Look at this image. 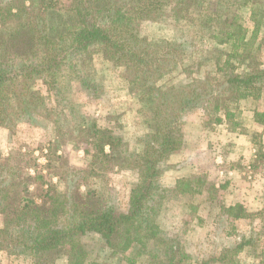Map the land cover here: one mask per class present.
<instances>
[{"label":"trees","instance_id":"obj_1","mask_svg":"<svg viewBox=\"0 0 264 264\" xmlns=\"http://www.w3.org/2000/svg\"><path fill=\"white\" fill-rule=\"evenodd\" d=\"M188 2L201 0H105L97 5L91 0H76V22L59 27L51 23L52 0H0V125L31 122L37 117L53 121L58 107L71 106L67 90L74 80L91 97L99 96L104 87L87 71L94 47L126 67L130 84L142 91H157L154 82L173 72L187 57V42L151 40L140 35L139 27L145 20L181 17ZM250 9L254 23L250 36L238 15L218 18V37L230 49L214 74L160 90L155 99L159 103L158 125L144 139L142 150H130L121 135L99 126L94 119L81 125L83 138L91 139L94 148L86 149L90 162L83 173L88 176H80L67 163L56 165L63 156L50 148L44 164L37 161L33 151L3 154L0 149V250L41 258L65 248L68 264H114L110 259L116 256L136 264L148 243L153 242L170 256L177 249L178 257H171L172 264H193L184 263L190 256L174 248L173 238L164 229H157L155 219L172 193H201L205 180L199 176L182 178L175 187H164L159 182L161 164L181 149L183 117L192 109L202 108L212 114L215 124L227 122L232 130L245 132L239 129L237 119L240 102L258 96L264 87V67L258 62L239 70L254 56L261 25L260 19H254V7ZM37 79H44L53 90L56 106L48 107L46 98L34 89ZM59 115L63 118L64 114ZM258 116L264 123V111ZM60 121L61 117L54 120ZM122 169L138 172L127 210L118 211L105 202L87 181L85 200H80V179ZM214 188L211 183L209 189L213 192ZM191 209L197 208L191 205ZM222 209L233 217L254 216L239 204L222 205ZM257 214L264 232V207ZM89 233L104 238L109 247L107 258H92L83 248L80 237ZM253 244L252 237L243 236L234 246L225 247L217 260L233 264L234 257V264H240L237 256ZM253 264H264V260Z\"/></svg>","mask_w":264,"mask_h":264},{"label":"rangeland","instance_id":"obj_2","mask_svg":"<svg viewBox=\"0 0 264 264\" xmlns=\"http://www.w3.org/2000/svg\"><path fill=\"white\" fill-rule=\"evenodd\" d=\"M52 1L54 13L51 15V23L65 27L76 22L74 10L76 0ZM104 1L91 0L95 5L103 4ZM250 7H254V19H260L261 25L254 43V56L248 58L239 70L247 69L253 61L264 67V0L188 2L181 17H166L158 21L145 20L139 27L140 35L151 40L167 38L187 42V57L173 72L154 82L153 85L159 87L157 91H142L140 87L130 84L126 67L114 61L104 50L94 47L90 51L92 57L87 63V71L103 85L101 94L91 97L79 81H72L67 90V96L72 101L71 106L57 108L60 114H64L63 118L59 113L55 114L54 120L61 117L60 123L45 117H37L31 122L17 121L8 126L0 125L2 153L28 154L33 151L37 161L44 164L47 162L46 155L50 148L51 151L63 156L62 160L55 162L56 165L62 167L67 163V167L78 171L80 176H88L83 173L90 162L86 149L94 151V148L91 139L83 138L84 131L81 125L84 123L86 125L92 119L99 126L110 128L115 134L121 135L129 143L130 150H142L144 139L158 125L156 110L159 103L155 99L160 90L170 85L191 81L193 78H204L208 73L214 74L219 63L225 59V51L230 49L229 44L218 37V18L238 15L240 22L249 29L250 36L254 29ZM34 89L46 98L48 107L56 106L55 94L44 79H37ZM237 111H239L237 119L241 123L239 129L245 132L235 131L242 142L233 149L235 158L230 160L231 163L237 164L239 172L232 192H219L216 186L218 165L210 156L213 157L217 151H224L230 147V142L224 145L217 142V148L202 155L199 161L195 160V165L192 158L188 160L192 161L191 165L190 162L184 165L180 163L184 168L186 164L189 165L187 168L190 174L184 178L194 179L199 176L205 180V185L201 187L202 192L172 193L155 219L157 229H164L173 238L174 248H181L190 256L184 263L198 264L207 261L208 264H220L217 258L223 249L234 246L243 236L252 237L254 244L239 253L237 256L239 263L253 264L264 260V232L260 216L257 214L264 207V123L260 122L258 116L259 112L264 111V87L258 96L242 100ZM212 117V114H208L202 108L186 112L181 125L183 145L185 135L192 137L198 134L196 129L199 125L204 131L202 137L206 135L204 141L213 142L212 134H217L219 129L222 131L215 139L222 141L226 130L220 127V124H215ZM187 119L190 120V125H187ZM227 125L231 129V124ZM247 154L250 155L246 156ZM167 160L161 164L162 173L159 177V182L164 187L167 186L163 184L162 176L169 167ZM254 163L258 165L257 168L253 167ZM137 179L138 172L134 169L112 170L99 177L91 175L88 179L79 180L81 184L79 198L81 201L85 200L87 181L90 187L99 190L105 202L114 205L118 211H125L131 188ZM211 183L215 185L213 192L209 189ZM236 193L242 194L238 196L242 203L237 204L243 205L246 211L254 213V216L233 217L226 209H222V205L231 206L229 204L238 199ZM191 205H195L197 209L193 211ZM237 210L240 212L241 209L237 208L236 212ZM2 224L3 216L0 214V226ZM80 242L83 248L89 251L90 257L100 260L107 258L109 247L101 235L89 233L80 237ZM161 251L153 242H149L146 253L138 257L136 264H172L171 257L174 255L178 257L177 249L171 256ZM67 253L65 248H61L51 255L37 258L2 249L0 264H68ZM126 255H129V251ZM110 260L114 264H128L125 257L116 256ZM233 261L234 264V257Z\"/></svg>","mask_w":264,"mask_h":264},{"label":"crops","instance_id":"obj_3","mask_svg":"<svg viewBox=\"0 0 264 264\" xmlns=\"http://www.w3.org/2000/svg\"><path fill=\"white\" fill-rule=\"evenodd\" d=\"M188 120V121H187ZM187 125H190V120L187 119ZM200 124V123H199ZM220 127H224L226 132L224 133L222 141H219L215 138L216 135H219V133L222 131L221 129L218 130L217 134H212L213 142L209 143L208 140H205L206 135L202 137L204 131L203 128L199 125V127L196 129L198 131V134L195 136L192 135V137L185 135L184 137V145L182 149L177 152L176 154H172L170 156V159L167 160L168 162V169L163 173L162 179L163 184L167 187H174L178 183V180L184 177H187L188 174H190L189 169L187 168L189 165L186 164V167H181V164L188 163L190 158H192L193 161H199L200 157L206 153H211L213 148H217V142L224 145L226 142H230V147L228 149H224V151H217L216 154H213L210 156L214 162L217 163V178L218 181L216 183L217 188H219V192L228 193L229 191L232 192V189L238 180V170H237V164L231 163L230 160H234L235 157H233L234 152L233 149L237 148L239 145L238 143L242 142L240 141V138L238 137L239 130H231L228 128V125L226 122L219 125ZM240 132V131H239ZM249 139V137H248ZM248 139H246L248 141ZM195 140V141H194ZM202 141V142H201ZM250 141L253 142L252 139ZM192 142V143H191ZM222 142V143H221ZM244 142V141H243ZM248 146V145H247ZM252 149H255L252 147ZM205 152V153H204ZM191 154V156H190ZM250 154H247L246 156H249ZM196 161L194 162V165L196 164ZM192 162V161H191ZM190 162V165H191ZM222 162V163H221ZM230 162V163H227ZM181 163V164H180ZM165 179V181H164ZM223 179V180H222ZM238 191V190H237ZM236 191V192H237ZM235 193V192H234ZM243 193V191H242ZM236 198H238L239 195H242L241 193H236ZM241 202L242 199L238 198L236 201L231 202L229 205H236L237 203ZM255 202V201H253ZM215 203V202H214ZM260 209L262 206L259 207ZM255 209V208H252ZM250 209V210H252Z\"/></svg>","mask_w":264,"mask_h":264}]
</instances>
